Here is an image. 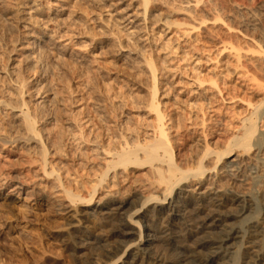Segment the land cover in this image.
I'll return each mask as SVG.
<instances>
[{
	"label": "rangeland",
	"instance_id": "374dc122",
	"mask_svg": "<svg viewBox=\"0 0 264 264\" xmlns=\"http://www.w3.org/2000/svg\"><path fill=\"white\" fill-rule=\"evenodd\" d=\"M19 1H0V42H3L2 44L0 43V47L2 48H0V58L2 59V57H5L6 59H3L6 61L2 59L4 62L10 61L4 65V62H1L2 60L0 59V92L3 93H0V99H18L16 95L19 84H17L18 82L16 83L17 80L15 77L17 74H15V72H20L22 69L21 72L26 77V81H28V83L26 82V86L22 89L24 92L26 91L25 93L23 92L22 97L25 101L27 100V102H29L27 103L28 106H30L31 109H41V111L45 113H51L53 111L51 115L49 113L47 114L48 116L46 115V117H43L45 121H43L42 118L39 119L36 126L42 129L44 137L41 138V141L44 143H48L49 141L50 144V146L48 145L50 149H47L46 158H48V163L45 170L49 171L54 163L55 166L59 163L61 166L58 164L56 168H62L59 170L58 174L61 175V181L67 184V187L70 185V187L72 186L71 188L77 189L79 185L78 188H83L81 182L93 181L96 178L95 176L99 173L98 167H96L95 164L100 166L104 163L103 158L106 156L100 154V150L98 151L93 143L81 139L83 135L81 132L85 130V134L90 133L89 138L101 132L102 136L100 139L104 140L103 143L108 145L107 142H110V140L107 139H110L107 132L108 124L103 121V123H101L102 127L98 126V123L95 125V122L99 120L97 117H100V115L93 112V110H95L94 107L100 109L98 107L104 108L105 105H107L108 108L111 107V105H116V107L120 106L125 115H121L122 113H120L121 116L119 115V119L121 118V121L119 119L117 121L119 123H122L124 120L125 123L129 118L128 116L132 117L130 114L138 116L137 110L131 107L132 97H128V100L131 101L127 102V97H125V99L122 98V96H135L137 93L144 94L145 88L147 87H145L146 84L144 86L140 80L143 78L145 79L144 81H147L146 77L148 78L149 75L148 72L150 69L145 65L146 61L144 62L146 59L152 58L156 64L158 63L156 75L159 79V97L163 105L166 103L168 105L169 103L170 105L173 104L168 110L175 108L173 112L175 118H178L179 115L184 116V113L185 115L188 113L185 116L187 120L185 121V127H182L183 129H178L179 132H177V129L175 130L176 127L174 131L171 129V132H174V137L179 133H183L184 135L185 141L181 142V140L177 139L179 136L175 138L178 140H176L178 144H183V160L187 158L190 159L189 152L199 147L201 149L206 142H210L209 144L213 147V145L215 146L218 142L220 143L222 139L224 140L223 135L238 133V128H240L242 124V119L247 116L254 109V106L264 97V0H200V2L199 0H152L153 3L150 0L147 4L148 7L146 6V12L144 11L145 3L140 0ZM6 3L8 5H5ZM143 14L146 16L144 17ZM168 22L169 24H167ZM33 25H35V27ZM15 27L17 28L15 29ZM2 29H5V32L2 31ZM16 33L17 36L15 35ZM44 49L46 51H44ZM3 50L6 51L4 52ZM60 57L63 58L61 59ZM73 60L75 62H72ZM19 61L21 63H19ZM7 64L9 67H7ZM27 64L30 65V68L32 67L29 71L27 67L25 68ZM71 64L73 66H71ZM32 65L36 66L33 67ZM73 67L74 69H72ZM10 74H12V76ZM88 76L90 79H88ZM14 79L16 81H14ZM210 79H217L218 88L211 86L212 84L210 82L212 80ZM54 80H56V82ZM259 83H261V85H259ZM15 88L16 90H14ZM93 90L94 92H92ZM217 90L219 92H217ZM98 99L102 100V102H98ZM248 102L251 103L250 106ZM200 104L203 105L204 109L200 110ZM6 108L3 102H1L0 118L4 120V123L7 120H11L12 122L20 120L21 113L19 109ZM22 108L25 111L27 110L26 106ZM45 108L49 110H45ZM261 109H264V107ZM55 110L59 111L61 113L60 116H62L55 117ZM109 110H111V108H109ZM88 111L91 112L89 113ZM141 113L144 114L143 112ZM72 116L73 118L77 117L75 122ZM142 117H144V115ZM1 119L0 124L3 123ZM76 120L78 121L76 122ZM202 121H204L205 126L202 124ZM92 122L95 126L100 128L93 127ZM119 123L117 124L119 125ZM263 123V120L258 123L259 129L255 136L264 134ZM111 125H113L112 122ZM122 126L123 125H121V127ZM205 127H207V131L211 128V132L213 133L209 135L210 137L204 135L206 131ZM61 128L62 130L60 131ZM76 128L78 130H76ZM86 130L88 132H86ZM97 130L100 131L98 132ZM57 132H59V134L61 133L59 140H64H62L61 144L58 143V146L57 143L53 144L56 145L55 149L58 148L54 150L51 142L57 141V138L54 137L55 134H58ZM75 132L76 134L79 132V134H77L79 138ZM223 132L225 133L220 135V133ZM1 134L3 136L6 135L4 131H1ZM106 135L108 137H106ZM2 143L3 142L0 141V167L2 168H0V198H14L19 195L20 197L47 195L50 199H54L56 204H66L68 199L66 198L63 201L65 195H63L64 192L62 194V186L60 187L59 184L57 185V174H45L43 166L41 162H39L38 155H35L40 143L36 141L24 143L23 140H19V142L12 144L7 143L2 145ZM62 145H66L67 147L65 148ZM35 146H37V148ZM256 147L255 145L248 153H242L239 150H237V152L233 151L231 155L223 158L215 169H208L202 177L203 179L201 178V181H196L194 179V181L191 182L189 180L181 182L180 185L175 187L170 197L179 196L178 199L184 201L188 209H191L189 212H193L195 207L197 209V205L202 204V213H204H201L202 215H205V212L210 209L207 208V206L211 207L210 200L215 196H217V198H225V196H227L226 198H231L236 196L238 198L241 197L240 200L249 198L252 200L250 202L251 205L247 206L245 203L239 202L242 205L239 204L238 206V204L235 205L229 201L226 207L219 208V210L216 208V210L224 218L225 221L223 225H225L224 227L226 228L235 226L243 230L246 229L245 227L248 223L254 222L258 224L257 226L261 228L260 230L264 231V142L261 147L257 149ZM75 148L77 150H74ZM93 148H96V151L93 150L94 153H91L93 152ZM81 149L84 152L88 150L90 154L88 152V154L83 153L84 156L81 155ZM64 150H66L67 153ZM29 151L30 154H35H33V156L31 154L30 157H28ZM58 151H60V155ZM73 151L76 153H73ZM25 152H28L26 153L27 155ZM53 152L55 153L53 154ZM185 153H187L186 158H184ZM74 154L76 155L74 156ZM85 154L87 156H85ZM93 155H97L96 157H98L99 163ZM99 155H101V157ZM35 157L39 161H35L37 160ZM86 160H89V162L87 163ZM48 166H50V168ZM95 168L97 169L96 171H98L97 174ZM147 169V167L138 169L137 167L131 166L127 172L121 169L117 170L118 173L115 177L114 173H112L113 171H110L111 173H108L107 178L102 184L104 187L97 188L93 200L89 204L78 203L77 209L79 210L77 212L80 214L77 213V218L82 220L75 222L76 226H72L70 222L71 218L68 217L67 214L61 213L62 216L59 212H54L57 208H55V210L53 209L49 215L51 217V219L49 217L50 220L56 221L57 223H69V225H64L65 232L62 231L63 229H60V231L58 230L54 233V236H57L56 240L58 241V245L61 246V250H64L62 253L65 259H48L47 261H50H46V263L43 264H119L121 261L125 260V256L131 251L138 252V255L141 257H139L140 261H143L145 264H165L172 258L173 260H175L174 258H178L179 260L182 258L180 264H199L196 258L192 259L193 257L188 256L197 248V245L201 241L206 238H213V236L216 235L214 231L217 232L219 228L217 229L216 226H209L208 230L213 231V233H204L200 231L199 228L193 227V229L196 228L194 232L191 235H187V231L183 232L179 228L188 227L190 222L184 224L186 220L183 221L182 219H175L169 222L167 218H163L164 216L161 217V215H158L156 212V208L158 209L164 206L169 197L166 201L150 200L141 206V201L145 200V196L148 195L149 191L150 193L152 192V194L154 193V195L161 194V192H159L161 191V189H159L160 187L156 188V186L153 187V185L152 187L154 189L151 188L149 182L150 174L148 175V173H146L150 171ZM121 171L122 173H120ZM91 173L93 177L90 175ZM85 184L87 185L88 182ZM85 184L83 186H85ZM82 190L85 191V189ZM61 196L63 198L60 199ZM139 200L141 201L139 202ZM109 201L115 202V208L122 203L127 212L123 211L122 217L120 218V215L116 214L117 211L114 209H112L113 211L100 209L101 204ZM204 203H206L205 206L207 203L209 204L205 207L203 205ZM127 208H130L131 211ZM212 208L215 209L213 205ZM240 208L244 211L242 216L239 215L241 212H238ZM116 209L118 210V208ZM128 210L130 212H128ZM108 211H111L110 214H108ZM120 211L122 212V210ZM100 212H102V214ZM133 213L136 214L133 215ZM130 214L132 217H129ZM227 214L232 216H228ZM111 215H113V217H111ZM105 217L110 220L108 221ZM119 219H123L127 222L128 228L126 227L127 230L126 228L125 230L128 232L130 230L129 235H123L119 232L113 235L112 230L114 227L111 228V226H114V222ZM53 221L51 224L58 225L56 222L53 223ZM174 224H176V226ZM164 226L170 229L166 231ZM170 230L173 231V234L176 232V237L173 235V238H169L168 234L166 235ZM204 230L207 229L204 228ZM244 233H246L245 230L241 232V234ZM112 238H114L113 241ZM148 238H150L149 242L144 243L143 241ZM257 238H259L257 239V241H259L252 244L245 243V239L240 237L232 239L231 251L229 250L232 256L229 253L227 255L228 257L231 256V258L229 259L222 252L223 255L221 254L218 261L208 264H218L227 260L230 262L227 261L226 263L228 264H241L242 253L248 251H254V254L258 253L264 255V233ZM125 239L128 241L126 240L125 242ZM61 240H63V242ZM118 240H120V242ZM64 241L68 242L65 243ZM106 242H108V246ZM114 244L117 246L119 254L116 251L115 256L111 257L113 253L110 255L107 253V250H113ZM100 245L103 247H99ZM121 245L122 247H120ZM243 246L245 249H243ZM108 247H110V249H108ZM95 248L97 249L96 251ZM102 248L105 252L101 251ZM140 248L146 249L145 251H138ZM99 249L100 251L98 252ZM202 251H204V253L200 252L197 256L200 259L202 257L206 259L207 251L205 249ZM124 252L125 254H123ZM98 253H100V255ZM64 254L68 256L66 257ZM78 258L81 259L79 260ZM115 259L117 262L113 263ZM157 259H159L160 262ZM83 260L84 262H82ZM192 260L193 262H191Z\"/></svg>",
	"mask_w": 264,
	"mask_h": 264
},
{
	"label": "bare ground",
	"instance_id": "6f19581e",
	"mask_svg": "<svg viewBox=\"0 0 264 264\" xmlns=\"http://www.w3.org/2000/svg\"><path fill=\"white\" fill-rule=\"evenodd\" d=\"M1 1V0H0ZM6 1V0H5ZM19 1V0H18ZM139 1V0H138ZM141 2H144L145 3V7H144V11L146 12V6L147 4L150 2V0H140ZM154 1V0H153ZM196 1V0H195ZM202 1V0H201ZM20 2V1H19ZM140 2V3H141ZM152 2V0H151ZM191 2V1H190ZM200 2V0H199ZM214 2V1H213ZM2 3V2H1ZM10 3V1H9ZM78 3V2H77ZM101 3V2H100ZM153 3V2H152ZM11 4V3H10ZM9 4V5H10ZM209 4V2H208ZM5 5H8L7 3ZM89 5V4H88ZM214 5V4H213ZM15 6V5H14ZM13 6V7H14ZM101 6V5H100ZM6 7V6H5ZM85 7V6H84ZM148 7V6H147ZM196 7V6H195ZM3 8V6H2ZM101 8V7H99ZM5 9V8H4ZM8 9V8H7ZM84 9V8H83ZM92 9V8H91ZM102 9V8H101ZM1 10V8H0ZM3 12V11H2ZM86 12V11H85ZM144 12V13H145ZM150 13V12H149ZM1 14V13H0ZM17 14V13H15ZM89 14V13H88ZM144 17L146 16L145 14H143ZM151 15V14H150ZM1 16V15H0ZM2 16H3V13H2ZM88 16V15H87ZM100 16V15H99ZM150 17V16H149ZM160 17V16H159ZM216 17V16H215ZM17 18V17H16ZM148 18V17H147ZM217 18V17H216ZM2 19V18H1ZM5 19V18H4ZM80 19V18H79ZM18 20V19H17ZM81 20V19H80ZM202 20V19H201ZM1 21V20H0ZM7 21V20H5ZM12 21V20H11ZM15 21V19H14ZM170 22V21H169ZM169 22L167 24H169ZM3 23V22H2ZM18 23V22H17ZM1 24V23H0ZM12 24V23H11ZM16 24V23H15ZM33 24V23H32ZM35 24V23H34ZM38 24V23H37ZM5 25V24H4ZM114 25V24H113ZM171 25V23H170ZM173 25V24H172ZM35 27V25H33ZM37 26V25H36ZM14 27V26H13ZM2 28V27H1ZM5 28V27H4ZM17 27H15L16 29ZM92 28V27H91ZM8 29V27H7ZM111 29V28H110ZM9 30H12V29H9ZM18 30V29H17ZM2 31L5 32V29ZM8 31V30H7ZM16 32V31H15ZM81 32V31H80ZM7 33V32H6ZM34 33V32H33ZM2 34V33H1ZM92 34V33H91ZM98 34V33H97ZM101 34V33H100ZM99 34V35H100ZM4 35V33H3ZM10 35V33H9ZM14 35V34H13ZM17 36V33L15 34ZM19 35V34H18ZM114 35V34H113ZM121 35V34H120ZM25 36V35H24ZM14 37V36H13ZM3 38V36H2ZM7 38V37H6ZM92 38V37H91ZM19 39V38H18ZM117 39V38H116ZM21 40V39H20ZM2 41V39H1ZM5 41V40H4ZM7 41V40H6ZM121 41V40H120ZM16 42V41H15ZM14 42V43H15ZM1 43V42H0ZM3 43V42H2ZM1 43V44H2ZM23 43V42H22ZM0 44V45H1ZM17 44V43H15ZM32 44V43H31ZM120 44V43H119ZM8 46V45H7ZM6 46V47H7ZM14 46V45H13ZM24 46V45H23ZM5 47V45H4ZM1 48V47H0ZM2 49V48H1ZM15 49V48H14ZM8 50V49H7ZM4 51V50H3ZM2 51V53H3ZM6 51V50H5ZM4 51V52H5ZM18 51V50H17ZM21 51V50H20ZM36 51V50H34ZM44 51H46L44 49ZM8 52V51H7ZM111 52V51H110ZM9 53V52H8ZM36 53V52H35ZM39 53V52H38ZM43 53V51H42ZM46 53V52H45ZM44 53V54H45ZM48 53V52H47ZM53 53V52H52ZM55 53V52H54ZM4 54V53H3ZM49 54V53H48ZM46 54V55H48ZM19 55V54H18ZM36 55V54H35ZM38 55V54H37ZM41 55V54H40ZM4 56V55H3ZM23 56V55H22ZM151 56V54H150ZM25 57V56H24ZM31 57V56H30ZM49 57V56H48ZM152 57V56H151ZM5 58V57H2V59ZM9 58V57H8ZM13 58V57H12ZM35 58V57H34ZM40 58V57H38ZM45 58V57H44ZM61 58V57H60ZM63 58V57H62ZM61 58V59H62ZM1 59V58H0ZM1 59V60H2ZM6 59V58H5ZM3 59V60H5ZM29 59V58H28ZM1 61V62H4V61ZM45 60V59H44ZM69 60V59H68ZM6 61V60H5ZM27 61V60H25ZM47 61V59H46ZM70 61V60H69ZM68 61V62H69ZM146 61V62H145ZM10 61L8 62H4V65L6 63H9ZM28 62V61H27ZM36 62V61H35ZM34 62V63H35ZM43 62V61H42ZM72 62H75L74 60ZM145 62V65L147 67H149V75H148V78L146 77V80L147 81H144L145 79L142 78V80H140V82H142V84H146L145 88V92L144 94H136L135 96H127L125 95L124 97L122 96V98H125L127 97V102H130L131 100H128L130 97H132L131 99H133L131 101L132 103V108L135 110H137V114L138 116H133L132 114H130L132 117L128 116L126 122L124 123V121H122V123L120 124L118 121L119 119V115L120 113H122L121 115H123V110L122 108L119 107H116V105H111V110H109L108 106L105 105L104 108L103 107H98L100 109H96L94 107L95 110H93V112L97 115H100V117H97V119L99 118L98 122H95V125L96 123H98V126L102 127V124L103 121L105 123L108 124V136L110 137L107 138L108 140H110V142L106 145L103 143L104 140L100 139L101 136H102V133L99 132L98 130V134L97 135H93V137L89 138L90 136V133L89 134H85V130L84 132L80 131L83 135L81 137V139L85 140L86 142H89V143H93L95 147H97V150L99 151L100 150V154H103L105 155L106 157L103 158V164H101L100 166H97L95 164L96 167H98V170H99V173L97 174L98 171H96L97 169L95 168V172L97 174V176H95L96 178L93 180V181H87L88 184L86 185L85 183L87 182H81L82 184V187L83 188H78L77 186V189L76 188H71L70 185L67 187L66 185L67 184H64L62 181H61V178L58 174L59 170L62 169L60 166V169L56 168L58 166V164L55 166V163L54 165H50L48 166L50 168L49 171L45 170V167L48 163L47 159L46 158V155H47V149H50L49 146V141L48 143H44L43 141H41L42 137L43 136V132H42V129H40V127H36L38 122H39V119H43V117L47 114H49L48 112L45 113L43 111H41V109H31L30 106H28L27 103V100L25 101V99L22 97V94H23V88L26 86V82L28 83V81H26V77L24 76V74H22V69L21 71L19 72H15V74H17V78L15 77V80L17 84H19V86L17 88H19L17 91V95L18 96V99H5V100H2V98L0 99V103L3 102L4 106H6L8 109V107L10 109H19L20 110V120L19 121H14L12 122L11 120H7L5 121L4 123V120H1L3 121L2 124H0V141L3 142L2 145L4 144H7V143H15V142H19V140H23L24 143L26 142H32V141H36L37 143H40L39 144V148H38V151L37 153H31L32 156L33 154L35 155H38V160L36 157L37 160L35 161H39L41 162V165L43 166V171L45 174L47 175H54V174H57V179H58V183L57 185L59 184V186L63 188V191H62V194L64 192L63 195H65V197L63 198L62 196L60 197L63 198V201L64 199H68V201L66 202V204H56L54 202V199H50V197H48L47 195L46 196H26V197H20L19 196H16V197H5V198H0V264H43V263H46V261L48 259H55V260H60V259H65L63 258V251L64 250H61V246L58 245V241L56 240V237L54 236L55 234V231H60V229L62 231H64V225L66 226V224L62 223H57L56 221H53V220H50L51 217L49 216L51 214V212L53 211V209L55 210V208H57V210H55L54 212H59L60 214L61 213H64V214H67L68 217L71 218V224L72 226H76L75 225V222H79L80 220L82 219H79L77 218V211L79 209H77V205L78 203H90L96 192H97V188L98 187H101L103 188L104 186L102 185L103 182L105 181V179L107 178V175L110 171H113L112 173H114V177L117 176V170L121 169L122 171L124 172H127L129 171V167L131 166H134V167H137L138 169L140 168H145L147 167L150 172H146L148 173V175L150 174L149 176V179H150V184H151V188L155 187L156 188H159L161 189V194L160 195H154V193L152 194V192L148 193L147 196H145V200H139V202L141 201V206H143L146 202L150 201V200H163V201H166L168 199V201L166 202V204L164 206H161L160 208H156V212L158 215H161V217L163 218H167L169 220V222H172V220L174 221L175 219H182L183 221L186 220V223L184 224H187V222L189 223L187 226L188 227H185V228H179L181 229V231H187V235H191L193 232H194V229L196 228H199L200 231L204 232V233H213V231L211 230H208L209 226H216L217 227V232L214 231L216 233L215 236H213V238H206L204 239L203 241H201L198 245H197V248L191 252V254L188 256V257H193L192 259H197L198 263L199 264H208V263H214L216 261H218V259L221 257V254L223 252V254L228 257V253L230 254L229 250L231 248V241L232 239L234 238H237V237H240V238H243L245 239V243L247 244H252V243H255V242H258L257 238L258 236H262L264 231L263 230H260L261 228L258 227L256 223H248V225L245 227L246 229H243L246 231V233L244 234H241V232H243V230L239 227H229V228H226L224 227L225 225H223L224 223V218L221 216V214H219L216 210V208L219 210V208H222V207H226L227 206V203L229 201H231L232 204H238L239 206V202H243L245 203V205H251V199L249 198H243L242 200H240V198L236 197V196H233L231 198H226L227 196L224 197H218L215 196L214 198H211L212 200L211 201V207H208L207 205L210 203H207V208H210L208 209L207 212H205V215H202L204 213H202V210H203V207L201 206L202 204H199L197 205V209L195 207V211L193 210V212H189L190 210L188 209L186 203L184 201H182L181 199H178L179 196H174V197H170L171 194L173 193V190L175 189V187H177L178 185H180L181 182L183 181H186V180H189L190 182L191 181H194V179L196 181H201V178L204 176L205 172L208 170V169H215L217 164L225 157H228L229 155H231L233 153V151H236L239 150L241 151L242 153H248L251 148H253L255 145L257 146L256 149L258 147H261V145H263V142H264V134H259L258 136H255V134L257 133L259 127H258V123L261 122V120H263L264 122V109H261L262 107H264V97L260 100V102L254 106V109L247 115L245 116L243 119H242V124L240 125V128H238L239 132L238 133H231V135H228V134H225L223 135L225 132L223 133H220V135H223L224 136V140L222 139V141L218 144H216L215 146L213 145V147L209 144V143H205L203 145V147L200 149V147H196L198 149L196 150H192L191 152H189V156H190V159H185L183 160L182 159V156L184 155V153L182 152L183 151V144L180 143L178 144L177 143V139L181 140L182 141H185L184 140V135L183 133H179L177 136V139H175L176 137H174L173 133L171 132V129H173L174 131V128L175 130L177 129H180L182 127H185V121L187 120L186 119V114L184 113V116H180L178 118H175L174 117V109H169L170 106H173L169 105L166 103L163 105V102L160 100V88H159V79H158V76L156 75V71L158 70L157 68V64L154 60H152V58L150 59H146L144 60ZM19 63H21L19 61ZM33 63V62H32ZM33 63V64H34ZM37 63V62H36ZM35 63V64H36ZM45 63V61H44ZM66 63V61H65ZM15 64V63H14ZM26 64V63H25ZM64 64V63H63ZM11 65V64H10ZM19 65V64H17ZM38 65V64H37ZM59 65V63H58ZM62 65V64H61ZM15 66V65H14ZM33 67H35L34 65H32ZM69 66V65H68ZM71 66H73L71 64ZM132 66V65H131ZM7 67L8 64H7ZM22 67V66H21ZM27 67L28 71L31 70L30 68V65L27 64V66H25V68ZM58 67V66H57ZM67 67V66H65ZM6 68V67H4ZM15 68V67H14ZM129 68V67H128ZM52 69V68H51ZM74 69V67L72 68ZM71 69V70H72ZM84 69V68H83ZM88 69V68H87ZM8 70V69H7ZM19 70V69H18ZM37 70V69H35ZM41 70V69H40ZM61 70V69H60ZM85 70V69H84ZM14 71H17V70H14ZM87 71V70H86ZM10 72V71H9ZM27 72V71H26ZM35 72V71H34ZM37 72V71H36ZM44 72V71H43ZM57 72V71H56ZM127 72V71H126ZM130 72V71H128ZM12 73H13V70H12ZM40 73V72H39ZM42 73V72H41ZM88 73V72H86ZM132 73V72H131ZM7 74V73H6ZM30 74H31V71H30ZM35 74V73H34ZM52 74V73H50ZM60 74V73H59ZM125 74V73H124ZM127 74V73H126ZM12 76V74H10ZM54 75V74H53ZM62 75V74H61ZM64 75V73H63ZM74 75V74H73ZM81 75V74H80ZM89 75V74H88ZM10 76V77H11ZM136 76V75H135ZM30 77V76H29ZM56 77V76H55ZM63 77V76H62ZM61 77V78H62ZM66 77V76H65ZM89 77V76H88ZM128 77V76H126ZM131 77V76H130ZM142 77V76H141ZM145 77V76H144ZM57 78V77H56ZM60 78V77H59ZM68 78V76H67ZM135 78V77H134ZM69 79V78H68ZM90 79V77L88 78ZM100 79V78H98ZM136 79V78H135ZM134 79V81H135ZM141 79V78H139ZM1 80V79H0ZM5 80V79H4ZM2 80V81H4ZM70 80V79H69ZM68 80V81H69ZM212 80V79H210ZM12 81V80H11ZM56 82V80H54ZM63 81V80H62ZM67 81V80H66ZM65 81V82H66ZM92 81V80H91ZM202 81V80H201ZM217 79L216 80H212L210 83L211 86H215L218 88L217 86ZM4 82H7V81H4ZM13 82V81H12ZM64 82V81H63ZM62 82V83H63ZM90 82V81H89ZM260 82V81H258ZM11 83V82H10ZM9 83V84H10ZM15 83V84H16ZM60 83V82H59ZM58 83V84H59ZM138 83V82H137ZM202 83V82H201ZM94 84V83H93ZM140 84V83H139ZM13 85V84H12ZM47 85V84H46ZM99 85V84H98ZM259 85H261V83H259ZM258 85V86H259ZM69 86V85H68ZM96 86V85H95ZM6 87V86H5ZM15 87V86H14ZM28 87V86H27ZM40 87V86H39ZM42 87V86H41ZM44 87V86H43ZM65 87V86H64ZM214 87V88H215ZM60 88V87H59ZM66 88V87H65ZM5 89V88H4ZM45 89V88H44ZM58 89V88H57ZM69 89V88H68ZM98 89V88H97ZM16 90V88L14 89ZM221 90V89H220ZM30 91V90H29ZM39 91V89H38ZM46 91V90H45ZM52 91V90H51ZM122 91V90H121ZM11 92V91H10ZM26 92V91H25ZM24 92V93H25ZM50 92V91H48ZM64 92V91H63ZM94 92V90L92 91ZM96 92V91H95ZM217 92H219L217 90ZM1 93V92H0ZM6 93V92H5ZM39 93V92H38ZM97 93V92H96ZM3 94V93H1ZM15 94V93H14ZM124 94V92H123ZM126 94V92H125ZM202 94V93H201ZM12 95V94H11ZM10 95V96H11ZM26 95V94H25ZM30 95V94H29ZM34 95V94H33ZM60 95V94H59ZM121 95H122V92H121ZM204 95V94H203ZM6 96V95H5ZM102 96V95H101ZM15 97V96H14ZM32 97V96H31ZM57 97V96H56ZM129 97V98H128ZM7 98V97H6ZM100 98V97H99ZM203 98V97H201ZM63 99V98H62ZM102 100H104L103 98H101ZM126 99V98H125ZM208 99V98H207ZM206 99V100H207ZM55 100V99H54ZM99 100V101H98ZM97 101L98 102H102V100L98 99ZM52 101V100H51ZM106 101V100H105ZM31 102V101H30ZM59 102V100H58ZM252 102V101H251ZM258 102V101H257ZM52 103V102H51ZM104 103V102H103ZM178 103V102H177ZM45 104V103H44ZM64 104V103H63ZM126 104V103H125ZM204 104V102H203ZM208 104V103H207ZM43 105V104H42ZM50 105V104H49ZM55 105V103H54ZM57 105V104H56ZM175 105V104H174ZM205 105V104H204ZM248 105L250 106L251 103L248 102ZM3 106V105H2ZM23 106H26L27 107V110L25 111L22 107ZM39 106V105H38ZM41 106V105H40ZM98 106V105H97ZM124 106V105H123ZM201 106V109H204L203 108V105L200 104ZM206 106V105H205ZM33 107V106H32ZM42 107V106H41ZM175 107V106H174ZM5 108V107H4ZM34 108V107H33ZM37 108V107H36ZM44 108V107H43ZM49 108V107H47ZM61 108V107H59ZM87 108V107H86ZM102 108V109H101ZM131 108V109H132ZM52 109V108H51ZM50 109V110H51ZM88 109V108H87ZM121 109V110H120ZM198 109V108H197ZM40 110V111H38ZM44 110V109H43ZM45 110H49V109H46ZM192 110V109H191ZM190 110V111H191ZM199 110V109H198ZM3 111V110H2ZM1 111V112H2ZM6 111V110H5ZM8 111V110H7ZM59 111H61L59 109ZM59 111H56L54 112L55 114V117H58L60 116L61 113ZM64 111V110H63ZM53 112V111H52ZM51 112V113H52ZM89 112V111H88ZM91 112V111H90ZM89 112V113H90ZM141 112H143L144 114H142ZM9 113V112H8ZM50 113V115H51ZM66 113V112H65ZM92 113V114H94ZM183 113V112H182ZM181 113V114H182ZM112 114V116H111ZM7 115V114H5ZM10 115V114H9ZM89 115V114H88ZM120 115V116H121ZM125 115V114H124ZM144 115V117H142ZM176 115V114H175ZM48 116V115H47ZM62 116V115H61ZM60 116V117H61ZM64 116V115H63ZM95 116V115H94ZM1 117H2V114H1ZM96 117V116H95ZM191 117V116H189ZM73 118V116H72ZM77 118V117H76ZM75 117L73 118L74 119V122H75ZM4 119V118H3ZM56 119V118H55ZM54 119V120H55ZM121 119V118H120ZM119 119V120H120ZM48 120V119H47ZM57 120V119H56ZM55 120V121H56ZM80 120V119H79ZM189 120V119H188ZM43 121H45L43 119ZM60 121V120H59ZM78 120H76L77 122ZM90 121V120H89ZM97 121V120H96ZM121 121V120H120ZM259 121V122H258ZM87 122V121H86ZM111 122L113 123V125H111ZM219 122V121H218ZM42 123V122H41ZM59 123V122H58ZM91 123V122H90ZM104 123V124H105ZM119 123V125L117 124ZM93 124V127L95 126L94 123L92 122ZM106 124V125H107ZM202 124L205 126L204 124V121H202ZM220 124V123H219ZM218 124V125H219ZM261 124V123H260ZM264 124V123H263ZM58 125V124H57ZM75 125V124H74ZM77 125V124H76ZM121 125H123L121 127ZM79 126V124H78ZM83 126V125H82ZM98 126H95L97 128H100ZM63 127V126H62ZM104 127V126H103ZM50 128V127H49ZM57 128V126H56ZM96 128V129H97ZM206 128V131H205V136L208 137L209 135H211L213 132H211V128L207 131V127ZM75 129V128H74ZM81 129V128H80ZM103 129V128H102ZM105 129V128H104ZM183 129V128H182ZM43 130H44V126H43ZM49 130V129H48ZM56 130V129H55ZM62 130V128L60 129V131ZM76 130H78L76 128ZM83 130V129H82ZM1 131H4L6 133L5 136H3L1 134ZM57 131V130H56ZM75 131V130H74ZM106 131V130H105ZM66 132V130H65ZM77 132V131H76ZM75 132V134H76ZM86 132H88L86 130ZM179 132V130L177 131ZM222 132V131H221ZM3 133V132H2ZM58 134H55L54 137L57 138V141H52V147H54V150H57L58 148L55 149V146L56 145H53V144H56L57 143V146L59 145L58 143H62V139L63 138V135H62V140L60 141V137H61V133L59 134V132H57ZM63 133V131H62ZM80 133V134H81ZM96 133V132H95ZM93 133V134H95ZM104 133V131H103ZM68 134V133H66ZM73 134V133H72ZM74 134V135H75ZM79 134V132L77 133ZM76 134V135H77ZM107 134V133H106ZM54 135V134H53ZM70 135V134H69ZM65 136V135H64ZM78 136V135H77ZM105 136V135H104ZM106 135V137H108ZM204 136V137H205ZM53 137V138H54ZM66 137V136H65ZM64 137V138H65ZM74 137V136H73ZM205 137V139H206ZM210 137V136H209ZM47 138V136H46ZM52 138V137H51ZM79 138V136H78ZM222 138V137H221ZM44 139V138H43ZM48 139V138H47ZM55 139V138H54ZM51 140V139H50ZM77 140V139H76ZM177 140V141H176ZM72 141V139H71ZM75 141V140H74ZM84 141V142H85ZM70 142V141H68ZM73 142V141H72ZM81 142V141H80ZM82 142V143H84ZM205 142V141H204ZM64 144V143H63ZM70 144V143H69ZM49 145V146H48ZM71 145V144H70ZM88 145V143H87ZM14 146V145H13ZM63 147H67L66 145H62ZM91 146V145H90ZM37 148V146H35ZM60 147V146H59ZM62 147V149H63ZM88 147V146H87ZM33 148V147H32ZM73 148V147H72ZM84 148V147H83ZM190 148V147H189ZM7 149V148H6ZM31 149V148H30ZM34 149V148H33ZM53 149V148H52ZM61 149V148H60ZM69 149V148H68ZM71 149V148H70ZM89 149V148H88ZM96 149V148H95ZM94 148L92 149L95 150ZM194 149V148H193ZM13 150V149H12ZM26 150V149H25ZM74 150H77L76 148ZM82 150V149H81ZM86 150V149H85ZM14 151V150H13ZM27 151V150H26ZM33 151V150H32ZM50 151V150H49ZM48 151V152H49ZM66 151V150H64ZM69 151V150H68ZM91 151V149H90ZM96 151V150H95ZM189 151V150H188ZM187 151V153H188ZM238 151V152H239ZM35 152V151H34ZM59 152V155H60V151ZM75 151H73L74 153ZM88 150L87 152L83 151L82 150V154L84 156L83 153H86L88 154ZM28 153V152H25V154ZM52 153V152H51ZM55 152H53L54 154ZM67 153V151H66ZM69 153V152H68ZM76 153V152H75ZM91 153H94L91 152ZM185 153V157L186 158V154ZM240 153V152H239ZM261 153V152H260ZM30 151L28 153V157H30ZM57 154V152H56ZM85 154V156H87ZM90 154V152H89ZM96 154V153H95ZM99 154V153H97ZM27 155V154H26ZM76 154H74L75 156ZM92 155V154H91ZM78 156V155H77ZM89 156V155H88ZM94 156V155H93ZM97 156V155H96ZM94 156V158L96 157ZM101 157V155H99ZM91 157V156H90ZM89 157V158H90ZM9 158V157H8ZM52 158V157H51ZM55 158V157H54ZM88 158V157H86ZM93 158V160H94ZM98 157H96V161L99 163ZM6 159V158H5ZM27 159V158H26ZM29 159V158H28ZM27 159V160H28ZM60 159V158H58ZM7 160V159H6ZM31 160V159H29ZM51 160V159H50ZM55 160V159H54ZM100 160V159H99ZM105 160V161H104ZM9 161V160H8ZM12 161V160H11ZM32 161V160H31ZM34 161V162H35ZM87 161V160H86ZM92 161V160H91ZM59 162V161H58ZM62 162V161H61ZM89 162V160L87 161V163ZM95 162V160H94ZM93 162V163H94ZM96 162V163H97ZM14 163V162H13ZM30 163V162H29ZM33 163V162H31ZM51 163V162H50ZM49 163V164H50ZM10 164V163H9ZM8 165V164H7ZM6 165V166H7ZM65 165V164H64ZM94 165V164H93ZM258 165V164H257ZM3 166V165H2ZM14 167V166H13ZM66 167V165H65ZM68 167V165H67ZM92 167V166H91ZM225 167V166H224ZM255 167V166H254ZM257 167V166H256ZM1 168V167H0ZM9 168V167H8ZM12 168V167H11ZM10 168V169H11ZM64 168V166H63ZM93 168V167H92ZM91 168V169H92ZM260 168V167H259ZM258 168V169H259ZM2 169V168H1ZM66 169V168H65ZM70 170V169H68ZM67 170V172H68ZM90 171V169H89ZM94 171V170H92ZM122 171L120 173H122ZM211 171V170H209ZM253 171V170H252ZM257 171V170H256ZM255 171V172H256ZM261 171V170H260ZM62 173V172H61ZM89 173V172H87ZM111 173V172H110ZM217 173V172H216ZM91 176L93 175L92 173L90 174ZM217 175V174H216ZM5 176V175H4ZM87 176V175H86ZM91 176H89L91 178ZM112 176V175H111ZM126 176V174H125ZM54 177V176H53ZM93 177V176H92ZM6 178V177H5ZM16 178V177H15ZM56 179V178H55ZM93 179V178H91ZM203 179V178H202ZM6 180V179H5ZM85 180V179H84ZM89 180V178H88ZM8 181V180H7ZM79 181V180H78ZM81 181V180H80ZM188 181V182H189ZM228 181V180H227ZM72 182V181H71ZM111 182V181H110ZM24 183V182H23ZM35 183V182H34ZM85 186H83L84 184ZM107 183V182H106ZM193 183V182H192ZM221 183V182H220ZM22 184V182H21ZM51 184V183H50ZM80 184V182H79ZM105 184V183H104ZM113 184V183H112ZM150 184H149V187H150ZM222 184V183H221ZM76 185V184H75ZM111 185V184H110ZM148 185V184H147ZM154 185V186H153ZM184 185V184H183ZM36 186V185H35ZM57 186V187H59ZM153 186V187H152ZM59 187V188H60ZM76 187V186H75ZM180 187V186H179ZM183 188V187H181ZM40 189V188H39ZM82 189H85V191H83ZM154 189V188H153ZM61 190V189H60ZM100 190V189H99ZM98 190V191H99ZM149 190V189H148ZM179 190V189H177ZM155 191V190H154ZM153 191V192H154ZM145 192V191H144ZM52 193V192H51ZM180 194V193H179ZM122 195V194H121ZM146 195V194H145ZM51 196V194H50ZM59 196V195H58ZM57 196V197H58ZM189 196V195H188ZM214 196V195H213ZM221 196V195H220ZM1 197H4V196H1ZM185 198V197H183ZM2 199V200H1ZM59 199V198H57ZM61 201V200H60ZM119 201V200H118ZM198 201V200H197ZM62 202V201H61ZM158 202V201H157ZM120 203V202H118ZM163 203V202H162ZM203 203V202H202ZM101 204V203H100ZM99 204V205H100ZM115 202L113 201H109V202H105L104 204H101L100 205V209H105V210H116L118 215H120V218L122 217V214H123V211L127 212L125 209H124V205L122 203H120V205H117L116 208H118V210L114 207L115 205ZM125 204V203H124ZM138 204V203H137ZM159 204V203H158ZM206 203H204L203 205L205 206ZM229 204V203H228ZM85 205V204H84ZM98 205V206H99ZM155 205V203H154ZM161 205V204H160ZM159 205V206H160ZM212 205L215 207V209L212 208ZM242 205V204H240ZM88 206V205H87ZM130 206V205H129ZM205 206V207H206ZM134 207V206H132ZM154 207V206H153ZM229 207V206H228ZM246 207V206H244ZM243 207V209H244ZM79 208V207H78ZM126 208V207H125ZM131 208V206H130ZM130 208H127L130 210ZM190 208V207H189ZM194 208V207H193ZM248 208V207H247ZM154 209V208H153ZM206 209V208H205ZM242 208L239 209L238 212H241L239 215H243L244 211H243ZM95 210V209H94ZM104 210V211H105ZM122 210V212L120 211ZM128 210V212H130ZM247 210V209H246ZM245 210V211H246ZM103 211V212H104ZM113 211V210H112ZM155 211V210H154ZM249 211V210H248ZM53 212V213H54ZM56 212V213H57ZM109 212V211H108ZM111 212V211H110ZM110 212L108 214H110ZM138 212V211H137ZM146 212V211H144ZM226 212V211H225ZM82 213V212H81ZM99 213V212H98ZM102 214V212H100ZM132 213V212H131ZM155 213V212H154ZM202 213V214H201ZM80 214V213H78ZM88 214V213H87ZM106 214V213H105ZM104 214V216H105ZM136 214V213H135ZM133 213V215H135ZM53 215V214H52ZM56 215V214H55ZM62 215V214H61ZM60 215V216H61ZM89 215V214H88ZM115 215V214H113ZM113 215H111V217H113ZM141 215V214H140ZM228 215V214H227ZM63 216V215H62ZM61 216V217H62ZM100 216V215H99ZM103 216V215H101ZM107 216V214H106ZM132 217V215L130 214L129 217ZM228 216H232V215H228ZM227 216V217H228ZM234 216V215H233ZM50 217V219H49ZM67 217V218H68ZM81 217V216H80ZM110 217V216H109ZM116 217V216H114ZM136 217V216H135ZM139 217V216H138ZM225 217V216H224ZM235 217V216H234ZM240 217V216H239ZM238 217V218H239ZM106 218V217H105ZM143 218V217H142ZM258 218V217H257ZM256 218V219H257ZM50 222H49V220ZM88 219V218H87ZM98 219V218H97ZM103 219V218H101ZM108 221L110 220L109 218H106ZM161 219V218H160ZM261 219V218H260ZM57 220V219H56ZM67 220H70V219H67ZM114 220V219H112ZM120 220V219H119ZM117 220L116 222H114V226H111L114 227L113 230H112V233L113 235L117 232L123 234V235H129L130 234V230L129 232L126 231L127 230V222H125L123 219L122 220ZM162 220V219H161ZM181 220V221H182ZM245 220V219H244ZM53 221L56 222L58 225H54V224H51ZM63 221V220H62ZM115 221V220H114ZM128 221V220H127ZM165 221V220H164ZM167 221V220H166ZM180 221V220H179ZM178 221V222H179ZM248 221V220H246ZM69 222V221H68ZM83 222V221H82ZM98 222V220H97ZM104 222V221H103ZM107 222V221H106ZM257 222V221H256ZM113 223V222H112ZM102 224V223H101ZM110 224V223H109ZM131 224V223H130ZM226 224V223H225ZM263 224V223H262ZM69 225V223L67 224ZM133 225V224H132ZM165 225V224H164ZM167 225V224H166ZM172 225V224H171ZM176 226V224H174ZM245 225V224H244ZM78 226V225H77ZM90 226V225H89ZM110 226V225H109ZM163 226V225H162ZM168 226V225H167ZM173 226V225H172ZM181 226V225H180ZM184 226V225H183ZM192 226V227H191ZM127 227V228H126ZM165 227V226H164ZM170 227V225H169ZM169 227H165L166 228V231L168 229H170ZM193 227H196L193 229ZM80 228V227H79ZM108 228V227H107ZM110 228V227H109ZM126 228V230H125ZM164 228V229H165ZM177 228V229H178ZM207 229V230H204ZM263 228V227H262ZM86 229V228H85ZM99 229V228H98ZM173 229V228H172ZM67 230V229H66ZM107 230V229H106ZM175 230V229H174ZM213 230V229H212ZM109 231V230H108ZM65 232V231H64ZM110 232V231H109ZM196 232V230H195ZM199 232V231H198ZM68 233V232H67ZM72 233V232H71ZM150 233V232H149ZM163 233V232H162ZM166 233V232H164ZM176 233V232H175ZM175 233L173 234V231L170 230V232L166 233V235L168 234L169 238H173V235L175 236ZM182 233V232H181ZM197 233V232H196ZM69 234V233H68ZM108 234V233H107ZM57 235V234H56ZM66 235V234H65ZM112 235V237H113ZM116 235V234H115ZM178 235V234H177ZM214 235V234H213ZM141 236V235H140ZM157 236V235H156ZM204 236V235H203ZM67 237V236H66ZM82 237V236H81ZM98 237V236H97ZM107 237V236H106ZM116 237V236H115ZM121 237V236H120ZM133 237V236H132ZM176 237V236H175ZM195 237V236H194ZM198 237V236H197ZM59 238V237H58ZM57 238V239H58ZM100 238V237H99ZM111 238V237H110ZM118 238V237H117ZM130 238V237H129ZM128 238V239H129ZM165 238V237H164ZM196 238V237H195ZM64 239V238H63ZM107 239V238H106ZM114 238H112V241H113ZM119 239V238H118ZM116 240V239H115ZM127 239H125V242H126ZM130 240V239H129ZM137 240V239H136ZM150 238L144 240L143 242H149ZM197 240V239H196ZM63 242V240H61ZM80 241V240H79ZM86 241V240H85ZM107 241V240H106ZM120 242V240H118ZM117 241V242H118ZM123 241V240H122ZM128 241V240H127ZM170 241V240H169ZM65 242V241H64ZM68 242V241H67ZM65 242V243H67ZM70 242V241H69ZM103 242V241H102ZM101 242V243H102ZM142 242V243H143ZM176 242V241H175ZM85 243V242H84ZM108 242H106V245H107ZM122 243V242H121ZM128 243V242H127ZM131 243V242H130ZM168 243V242H167ZM171 243V242H170ZM61 244V243H60ZM79 244V243H78ZM81 244V243H80ZM124 244V243H122ZM163 244V243H162ZM104 245V244H103ZM113 245V243H112ZM119 245V244H118ZM246 245V244H245ZM244 245V246H245ZM79 246V245H78ZM77 246V247H78ZM83 246V245H82ZM81 246V247H82ZM95 246V245H94ZM108 246V245H107ZM110 246V245H109ZM196 246V245H195ZM243 246V249H245ZM67 247V246H66ZM89 247V246H88ZM98 247V246H97ZM99 247H103V246H99ZM98 247V248H99ZM111 247V246H110ZM110 247H108V249H110ZM122 247V245L120 246ZM119 247V248H120ZM124 247V245H123ZM234 247V246H233ZM255 247V246H254ZM63 248V247H62ZM91 248V247H90ZM105 248V247H104ZM107 248V247H106ZM112 248V247H111ZM135 248V247H133ZM253 248V247H252ZM64 249V248H63ZM71 249V248H70ZM75 249V248H74ZM92 249V248H91ZM90 249V250H91ZM117 246H115L114 244V247H113V250L110 249V250H107V253H109L110 255L112 254L111 257L115 256V252L117 251ZM136 249V248H135ZM146 248H140L138 251H145ZM167 249V248H166ZM203 249H205L207 251L206 255H207V258L204 259L203 257V260L202 258L200 259L197 255L200 253V252H203L202 251ZM66 250V249H65ZM73 250V249H72ZM89 250V249H88ZM94 250V249H93ZM97 249L95 248V251ZM170 250V249H169ZM256 250V248H255ZM94 251V252H95ZM100 251V249L98 250V252ZM101 251H104L103 248ZM137 251V250H136ZM191 251V250H190ZM231 251V250H230ZM244 251V250H243ZM105 252V251H104ZM118 252V251H117ZM129 252V251H128ZM242 252V251H241ZM85 253V252H84ZM93 253V252H92ZM102 253V252H100ZM100 253H98L100 255ZM67 254V253H66ZM72 254V253H71ZM80 254V253H79ZM89 254V253H88ZM104 254V253H103ZM119 254V252H118ZM125 254V252L123 253ZM139 253L138 252H135V251H131L130 253H128L126 256H125V260L121 261V263L119 264H145L143 263V261H140V256L138 255ZM222 254V255H223ZM234 254V253H233ZM69 255V253H68ZM68 255H65L64 256H68ZM73 255V254H72ZM84 255V254H82ZM98 255V256H99ZM185 255V254H184ZM232 256V254H230ZM87 256V255H86ZM91 256V255H90ZM97 256V257H98ZM148 256V255H147ZM172 256V254H171ZM176 256V255H175ZM200 256V255H199ZM228 257L229 259L231 258ZM75 257V256H74ZM85 257V256H84ZM96 257V258H97ZM122 257V256H121ZM140 257V258H139ZM223 257V256H222ZM95 258V259H96ZM103 258V257H102ZM105 258V257H104ZM123 258V257H122ZM170 258V257H169ZM69 259V258H68ZM79 259V258H78ZM81 259V258H80ZM79 259V260H80ZM85 259V258H84ZM89 259V258H88ZM175 260H173V258L171 260H169L167 263L165 264H180V260L182 258H180V260L177 258H174ZM87 260V259H86ZM94 260V259H93ZM98 260V259H97ZM100 260V258H99ZM98 260V261H99ZM106 260V259H105ZM104 260V261H105ZM119 260V259H118ZM159 262L160 260L157 259ZM50 261V260H49ZM47 261V262H49ZM52 261V260H51ZM103 261V259H102ZM110 261V260H108ZM189 261V260H188ZM186 261V262H188ZM228 261V260H227ZM227 261H223V262H220L218 264H228L226 263ZM53 262V261H52ZM51 262V263H52ZM64 262V260H63ZM77 262V261H76ZM84 262V260L82 261ZM114 262H117L116 259ZM193 262V260L191 261ZM229 262V261H228ZM88 263V261H87ZM91 263H94V262H91ZM104 263V262H103ZM162 263V262H161ZM230 263V262H229ZM54 264V263H53ZM65 264V263H64ZM68 264V263H67ZM76 264V263H75ZM97 264V263H96ZM183 264V263H182ZM186 264V263H185ZM241 264H264V255L262 254H258V253H255L254 254V251L252 252H244L242 253V256H241Z\"/></svg>",
	"mask_w": 264,
	"mask_h": 264
}]
</instances>
